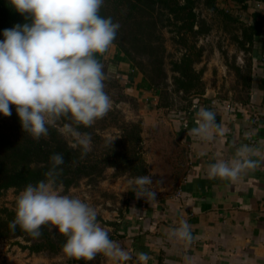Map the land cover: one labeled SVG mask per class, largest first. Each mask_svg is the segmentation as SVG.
Wrapping results in <instances>:
<instances>
[{"label": "clouds", "instance_id": "clouds-1", "mask_svg": "<svg viewBox=\"0 0 264 264\" xmlns=\"http://www.w3.org/2000/svg\"><path fill=\"white\" fill-rule=\"evenodd\" d=\"M15 11L25 18L0 32V115H12V106L24 132L35 140L47 136L49 126L61 118L63 135L75 138L73 147L84 153L90 150L92 138L78 131L90 127L111 109V98L105 91L104 65L96 58L106 53L117 37L120 24L100 15L105 0H8ZM196 127L190 134L201 141L223 137L225 129L217 123L216 113L199 108ZM73 125H76L74 127ZM112 145L113 141H109ZM261 148L242 145L228 160L210 163V179L240 181L249 169L256 167L252 156H260ZM46 180L27 185L18 195L15 218L9 228L19 226L33 237L40 228L51 225L66 237L62 252L69 259L92 261L97 254L128 264L131 254L109 237L97 219L96 210L79 198L61 194L56 179L64 163L62 153H54ZM150 175L129 181L137 199L157 203ZM135 211L136 209L133 208ZM170 237L178 241L193 240L187 222L173 228ZM150 256L140 252L136 264H148Z\"/></svg>", "mask_w": 264, "mask_h": 264}, {"label": "trees", "instance_id": "trees-1", "mask_svg": "<svg viewBox=\"0 0 264 264\" xmlns=\"http://www.w3.org/2000/svg\"><path fill=\"white\" fill-rule=\"evenodd\" d=\"M258 1L264 0H105L100 15L111 17L113 22L120 24L113 45L143 74L152 91L158 95V108L171 107L175 103L172 100L175 95H185L189 99L176 111L175 115L179 116L206 92L205 69L197 67L203 61L205 52L199 41L211 32L212 26L203 10L215 12L225 20L239 21L230 3L249 7ZM24 22V16L17 13L8 0H3L0 4V32ZM165 31L172 34L171 38L180 52L178 57L168 50ZM263 31L264 22L261 20L249 24L244 22L240 34L234 39L241 50L250 54L255 35ZM247 59L246 66L237 65L235 68L239 74L246 71L243 84L249 93L252 58ZM114 63L119 73V65ZM121 79L123 75L120 72L116 80L119 82ZM249 97L247 94L245 99L240 100L247 104ZM109 113L90 127H78V131L88 133L92 138L87 153L80 146L73 147L75 141L71 142L60 132L64 124L72 123L67 118L49 126L48 135L35 140L23 131L14 105L11 116L0 115V198L10 189L21 192L29 184L46 180L45 174L52 166L50 157L54 153L64 156L55 186L65 190L78 186L85 179L92 182L101 180L110 168L115 169L116 177L146 175L142 123H120V133L111 139L101 134L109 126ZM109 141H113L112 145ZM14 218L15 208L0 207V241L22 239L24 243L18 241L19 244L31 253L63 254L66 237L56 228L46 224L40 228L41 235L33 237L19 226L15 231L11 230L9 224ZM106 224L114 226V231H108L112 240L125 237L119 222L106 221ZM101 255L97 254L96 258ZM78 263L89 264L88 261L69 258L46 264Z\"/></svg>", "mask_w": 264, "mask_h": 264}, {"label": "crops", "instance_id": "crops-1", "mask_svg": "<svg viewBox=\"0 0 264 264\" xmlns=\"http://www.w3.org/2000/svg\"><path fill=\"white\" fill-rule=\"evenodd\" d=\"M230 6L245 10L247 24L254 20L264 22V1L249 7L231 2ZM109 52L116 54L122 80L128 81L129 87L133 86L143 97L150 96L149 100H159L143 74L117 46L112 45L106 53ZM238 57L243 60L241 55ZM249 57L252 78L247 104L230 96L220 97L219 82L210 72V76H204L207 88L201 99L184 114L173 115L177 134L186 148L185 168L174 192L153 189L157 193L155 204L130 194L120 221L125 237L114 240L120 247L125 244L123 249L131 254L128 264H136L140 252L150 256L148 264H264V31L255 35ZM216 58L208 61L213 60L209 63L221 75L227 67L221 56ZM214 99L234 103L230 102L228 109L212 105ZM195 104L216 113L217 123L225 129L223 137L201 141L190 134L197 126ZM242 145L261 148L260 156L251 157L256 161L254 169L247 170L236 183L207 176L210 163L231 159ZM181 222L191 227L190 243L170 237L171 230ZM107 263L116 264L110 258Z\"/></svg>", "mask_w": 264, "mask_h": 264}, {"label": "rangeland", "instance_id": "rangeland-1", "mask_svg": "<svg viewBox=\"0 0 264 264\" xmlns=\"http://www.w3.org/2000/svg\"><path fill=\"white\" fill-rule=\"evenodd\" d=\"M2 2L3 0H0V4ZM233 8H235V15L240 18L239 21L225 20L215 12L203 10V14L207 16L211 23L212 30L199 41L205 48V52L203 61L197 67L205 69L204 76H210L211 72L216 77L219 82L220 97L230 96L234 100H238L247 97L248 89L243 84V75L246 71L239 74L235 67L237 65L246 66L249 54L243 50V54H240L241 48L234 39L236 35L240 34L241 27L245 22V10L237 7ZM165 35L168 50L174 57H178L180 52L177 49V44L171 38L172 34L165 31ZM238 54L243 57V60L239 59ZM115 56L114 52L97 54L96 56L99 62L104 65L106 74L105 91L112 102L109 110V126L102 130L101 134L114 139L120 133V123L141 122L144 139L143 151L147 161L146 175L153 178L151 187L168 194L174 192L180 183V174L185 168L187 154L184 143L177 134L173 115L179 108L186 105L189 99L185 95H175L172 97L175 103L171 107L158 108V99L149 100L150 96L144 95L145 97H143L141 92L139 93L132 88L133 86L129 87L130 83L128 81L125 82L121 79L118 82L116 80V75H120V72L118 73L117 66L114 63L115 61L118 64V59ZM218 56H221L227 67V70L222 72L221 75H219V70L217 72L213 70L214 66L209 63L213 60L208 61L210 58L217 60L216 57ZM230 102L234 103L233 101ZM230 102L228 103L231 104ZM66 137L71 142L75 141V138L71 136ZM114 174L115 169L110 168L101 180L92 182L85 179L78 186L68 190L63 187L56 188L61 194L79 198L93 207L97 212L100 226L106 231H114V226L107 225L106 221L119 223L123 221L132 193L129 181L134 179L128 176L116 177ZM19 193L15 189L8 190L0 198V207L15 208ZM18 241L24 243L22 239L0 241V264H46L65 261L68 258L64 253L57 256L31 253L28 249H23ZM121 247L124 248L125 244H122ZM107 258L102 254L99 259L95 258L89 264H108Z\"/></svg>", "mask_w": 264, "mask_h": 264}, {"label": "built area", "instance_id": "built-area-1", "mask_svg": "<svg viewBox=\"0 0 264 264\" xmlns=\"http://www.w3.org/2000/svg\"><path fill=\"white\" fill-rule=\"evenodd\" d=\"M257 4L259 5V4H261V1H258L257 2ZM211 104L212 105H222V106H224V107H226V108H228V109H231V104H229L228 102H225V101H221V100H213L212 102H211ZM201 107H203V108H205V106L204 105H197V104H195L194 106H193V108L194 109H198L199 110V108H201Z\"/></svg>", "mask_w": 264, "mask_h": 264}]
</instances>
